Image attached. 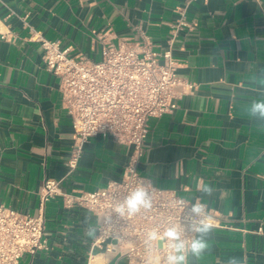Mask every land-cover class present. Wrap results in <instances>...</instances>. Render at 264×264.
Here are the masks:
<instances>
[{"label": "crops", "instance_id": "1", "mask_svg": "<svg viewBox=\"0 0 264 264\" xmlns=\"http://www.w3.org/2000/svg\"><path fill=\"white\" fill-rule=\"evenodd\" d=\"M107 30L115 42L147 34L196 85L174 112L151 120L138 163L152 184L189 200L200 202L198 184L216 189L205 200L210 251L199 259L187 254V264H223L231 256L264 264V123L245 111L264 96V85L250 83L264 76V0H0V204L36 214L47 178L65 177L67 191H92L122 177L134 148L102 135L90 138L67 174L72 120L60 79L31 38L40 33L99 59L98 35ZM86 213L50 198L47 247L19 264H85L92 241ZM96 263L127 260L99 253Z\"/></svg>", "mask_w": 264, "mask_h": 264}, {"label": "built area", "instance_id": "2", "mask_svg": "<svg viewBox=\"0 0 264 264\" xmlns=\"http://www.w3.org/2000/svg\"><path fill=\"white\" fill-rule=\"evenodd\" d=\"M110 34L113 30L98 35L103 42L99 59L72 53L58 39L40 33L31 38L44 49L45 68L59 77L62 104L72 120L67 174L76 169L85 145L96 135L132 146L133 155L120 179L92 191H67L62 185L65 177L45 179L36 214L0 204V264H19L25 253L47 247L45 206L54 196H61L66 207H81L97 218L98 232L85 264H97L99 253L124 258L127 264H168V256L174 254L173 241L164 233L171 226L181 230L188 209L198 202L152 184L140 173L138 163L151 120L174 112L177 100L193 92L196 85L179 74L171 50H157L147 34L119 37L116 42ZM140 186L152 196L151 209L120 216L117 206ZM202 219L213 225L207 208ZM153 232L156 237L149 240ZM191 238L189 234V243Z\"/></svg>", "mask_w": 264, "mask_h": 264}, {"label": "clouds", "instance_id": "3", "mask_svg": "<svg viewBox=\"0 0 264 264\" xmlns=\"http://www.w3.org/2000/svg\"><path fill=\"white\" fill-rule=\"evenodd\" d=\"M264 73V69L261 70ZM250 83H260L264 85V76L253 77ZM247 115L256 121L264 123V96L253 99L245 108ZM198 191L201 193L198 203H193L188 209V215L181 225V230L175 226L166 229L164 235L167 239L173 241L172 255L168 256V264H187L186 252L199 259L206 252L210 251L211 245L209 237L212 233V226L202 219V214H206L207 204L206 198L214 195L216 189L211 184L197 185ZM152 207V196L149 191L144 187H137L131 191L126 198L117 206V212L120 216L127 214L134 216L141 210H149ZM85 226L86 235L89 238H94L98 232L99 224L90 213H86L82 220ZM191 234L192 238L188 242V235ZM183 235V238H182ZM156 233H150L148 239L153 240ZM223 264H242L239 257H228Z\"/></svg>", "mask_w": 264, "mask_h": 264}]
</instances>
